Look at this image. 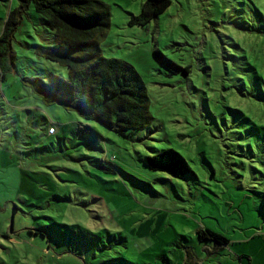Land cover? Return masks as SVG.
Masks as SVG:
<instances>
[{"label":"rangeland","instance_id":"obj_1","mask_svg":"<svg viewBox=\"0 0 264 264\" xmlns=\"http://www.w3.org/2000/svg\"><path fill=\"white\" fill-rule=\"evenodd\" d=\"M102 1V53L136 68L153 120L118 131L45 105L24 78L68 69L36 54L53 33L31 5L0 70V264H264V0H171L145 25L147 0ZM18 5L0 0V35ZM165 149L192 172L150 169Z\"/></svg>","mask_w":264,"mask_h":264},{"label":"trees","instance_id":"obj_2","mask_svg":"<svg viewBox=\"0 0 264 264\" xmlns=\"http://www.w3.org/2000/svg\"><path fill=\"white\" fill-rule=\"evenodd\" d=\"M31 5L53 33L49 46H40L36 54L68 69L66 78H24L42 102L47 106L60 104L82 119L100 122L109 129L139 130L148 126L153 117L144 80L131 63L102 53L101 43L111 25L110 6L102 0H19V5L9 12L0 35V70L12 72L16 34ZM170 5L171 0H147L131 23L145 25ZM153 55L171 74L190 72L189 67H182L159 49ZM147 164L152 170L168 171L176 177L192 172L187 160L174 149L148 156ZM198 235L201 241L229 243L227 237L210 228L199 229Z\"/></svg>","mask_w":264,"mask_h":264},{"label":"built area","instance_id":"obj_3","mask_svg":"<svg viewBox=\"0 0 264 264\" xmlns=\"http://www.w3.org/2000/svg\"><path fill=\"white\" fill-rule=\"evenodd\" d=\"M56 133V128L54 126H51L49 128L48 134L49 135H54Z\"/></svg>","mask_w":264,"mask_h":264}]
</instances>
